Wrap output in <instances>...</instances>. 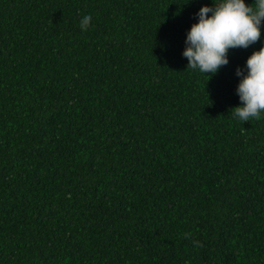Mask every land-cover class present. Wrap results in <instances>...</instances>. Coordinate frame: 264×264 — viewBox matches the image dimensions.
<instances>
[{"label": "trees", "instance_id": "trees-1", "mask_svg": "<svg viewBox=\"0 0 264 264\" xmlns=\"http://www.w3.org/2000/svg\"><path fill=\"white\" fill-rule=\"evenodd\" d=\"M211 3L0 0V264H264V118L230 114L264 25L187 68Z\"/></svg>", "mask_w": 264, "mask_h": 264}, {"label": "clouds", "instance_id": "clouds-1", "mask_svg": "<svg viewBox=\"0 0 264 264\" xmlns=\"http://www.w3.org/2000/svg\"><path fill=\"white\" fill-rule=\"evenodd\" d=\"M196 17L187 31L183 56L188 60L187 68L210 77L229 63L230 49L248 48L261 39L264 0L251 4L246 0H212L199 8ZM91 21L90 14L83 15L81 30L87 31ZM235 74L240 78L236 87L240 104L230 109L231 117L242 123L264 118V45L254 50ZM182 236L191 238L190 233ZM193 246L202 245L193 240Z\"/></svg>", "mask_w": 264, "mask_h": 264}]
</instances>
